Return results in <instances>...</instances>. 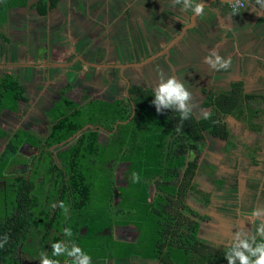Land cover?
Returning a JSON list of instances; mask_svg holds the SVG:
<instances>
[{
    "label": "crops",
    "instance_id": "crops-1",
    "mask_svg": "<svg viewBox=\"0 0 264 264\" xmlns=\"http://www.w3.org/2000/svg\"><path fill=\"white\" fill-rule=\"evenodd\" d=\"M10 1L15 3L7 8L0 27V81L15 79L23 87L18 100L13 99L11 91H2L0 156L9 144L18 148L7 161L0 160V186L7 176L28 171L37 151L36 140L50 133L63 97L78 107L122 98L125 82L115 65L158 53L193 14L191 9L183 11L182 5L171 6L169 0H59L44 12L40 11L44 0H24L22 4ZM5 3L0 0V5ZM232 13L225 2L213 1L205 6L204 15L195 17L194 25L167 56L156 57L142 68L144 76L152 75L157 83L158 73L163 72L196 87L235 79L264 95V11L254 0H247L237 14ZM213 48L222 57H231L228 71L217 72L204 63ZM132 72L128 68L125 74ZM119 165H124L119 182L126 184L122 174L128 163ZM252 170L260 172L261 177L242 175L241 183L235 177L236 185L224 186V191L217 193L218 201L227 205L214 213L223 219L224 239L241 225L255 231L251 212L264 207V163L263 170ZM250 217L255 221L249 223ZM114 227L119 240L133 242L138 236L131 225ZM201 231L200 227L199 235ZM92 260L162 264L140 256ZM64 264H71V258Z\"/></svg>",
    "mask_w": 264,
    "mask_h": 264
},
{
    "label": "trees",
    "instance_id": "trees-1",
    "mask_svg": "<svg viewBox=\"0 0 264 264\" xmlns=\"http://www.w3.org/2000/svg\"><path fill=\"white\" fill-rule=\"evenodd\" d=\"M23 2L19 0L20 4ZM58 2L44 0L40 11ZM14 3L6 0V6L0 5V27L7 8ZM22 87L15 79H2L0 105L2 91H11L13 99L18 100L22 98ZM130 92L136 95L132 101H98L97 106L78 107L69 98L61 99L50 133L36 140L39 153L32 156L36 162L30 177L21 174L7 177L15 185L14 192L19 198L15 195L11 212L0 215V238L8 237V243L0 248V264H20L19 252L35 257L38 264L40 253L47 252L49 258L64 264L69 257H52L50 246L66 240L63 235L66 227L72 231L70 242L91 259L140 256L162 264H227L225 244L199 235L205 215L193 206V199L199 195L207 204L209 194L193 184L195 164L187 160L185 153L195 148L204 130L213 132L225 127L222 116L229 112L226 105L231 104L227 100H232L233 94L228 93L221 101H207L214 106L210 118H196L192 114L183 121L182 130L177 131L179 114L173 110L157 113L151 103L152 90L133 87ZM131 104L135 114L126 123L117 125L108 143L101 144L97 130L87 129L67 147L49 149L87 123L111 129L118 120L130 117ZM239 108L238 115L243 112ZM17 148L9 144L0 160L7 161ZM53 158L61 161L54 162ZM119 161L128 163L124 173L126 184L122 185L116 183L114 175ZM133 173L139 174V182H133ZM150 185L154 193L148 197ZM61 200L68 206L67 215L59 207H53ZM1 201L0 190V208ZM117 224L135 227L136 240L117 239L113 235Z\"/></svg>",
    "mask_w": 264,
    "mask_h": 264
},
{
    "label": "flooded vegetation",
    "instance_id": "flooded-vegetation-1",
    "mask_svg": "<svg viewBox=\"0 0 264 264\" xmlns=\"http://www.w3.org/2000/svg\"><path fill=\"white\" fill-rule=\"evenodd\" d=\"M150 56L151 55L146 56L138 61H129L122 64L142 62ZM160 56L165 57L164 54ZM150 61L137 67L129 66L125 67L122 70L119 68L120 77L125 82V87L123 88L124 94L122 98H120L124 102L130 100L132 101V98H135V93L133 94L130 92V89L133 87H144L153 91V88L156 85V81L153 80V76H144V74L142 73V68L145 67L148 63H150ZM128 68L133 69V72L132 74L129 73L127 76L125 74V71ZM171 73H173V71H171ZM147 81L148 83L151 82L152 85L148 84ZM205 84H208V82L204 83V85L202 84L200 87H196L195 85H186V87H188V90L193 95L194 104L198 106V109L196 110L193 108V114L196 116V118L202 117V114L204 112L209 113L213 111L214 106L207 103V101H221V99H223L224 97L227 98L228 93L229 95L233 94L232 100H227V102H229L231 106L228 104L226 105V108H228L229 112L224 113L225 115L222 116L225 127L223 126V129L215 130L213 132L204 130L202 132L201 139L195 142V148L191 150L188 149V151L185 153V156L188 161H191L195 164L194 175L192 177L193 184L196 186V188L200 190L202 189L203 191L208 192L209 194V202L207 204H204L201 201L199 195H195V198L193 199V206H195L198 212L205 215V218L202 220L200 227H203L204 224H213L212 228L214 227V225L216 226L214 228L215 230H213L215 234L217 233L221 235V237L216 239H205L218 244H225L227 242V239H224L223 235L224 230H226L225 225L223 223V219L221 216L215 215L214 213L211 214V212H213L216 202L219 200L216 190H213V188L216 186L221 188H223L224 186H228V184H225L226 180H228L230 184L234 181V179H232L233 175L230 173L233 167H235V165H238L239 161H245V164H247V166L249 167H247L246 172H242L243 174L254 176L253 178L256 177V173L253 172L252 168L256 170V168L261 167V164L263 163L264 159V95L260 92V90L252 91V88L248 84H244L241 81L235 79H229L227 81H218L215 82L212 86ZM237 84H239L240 88ZM118 99L119 98H116L115 100ZM131 105L132 111L130 115L133 116L135 114V108L134 104ZM239 106L243 109V112L238 115L236 111L240 109ZM117 129L118 127H116L115 129L114 127H112L111 129L101 127V129L97 130L99 142L103 145L108 143ZM101 133H104L107 136L105 142L100 141ZM250 135L252 137L255 136L256 138L252 139V137H249ZM51 150L57 151L58 149L55 147ZM36 152L39 153L38 151ZM202 153H204V156L202 155ZM231 153L232 157L230 156ZM53 161L59 163L61 159L53 158ZM222 161L228 162V164H231L232 167L227 164L221 163ZM35 162L36 159H31L28 171L25 173H21V175L27 178L30 177V170L32 169ZM122 162L124 161H119L117 163L114 170V175L116 169L120 166L119 164H121ZM228 170L230 172H228ZM217 172L219 173V177L215 175ZM124 173L125 172L123 170V178H125ZM240 175L241 174L234 175V178L237 177L235 179L237 181L239 180V182L241 183L242 176L239 177ZM7 177L4 179L3 185L0 186V190L2 191L1 202L3 203H1L2 206L0 209H3L4 213L11 212V207H13V204H15V195H17V193L14 192L15 185L12 184L11 181H8ZM115 181L118 185H122L121 182L117 181L116 176ZM147 193L148 197H151L153 195V185H150L148 187ZM17 196L19 198V195ZM115 200L119 199H116L115 197ZM114 228L115 227H113V235L115 236ZM118 233H121V231L119 230ZM25 257L32 259L34 264H38V260L35 257L33 258L28 254H25L24 252H19L20 264H25L26 261L23 259Z\"/></svg>",
    "mask_w": 264,
    "mask_h": 264
},
{
    "label": "clouds",
    "instance_id": "clouds-1",
    "mask_svg": "<svg viewBox=\"0 0 264 264\" xmlns=\"http://www.w3.org/2000/svg\"><path fill=\"white\" fill-rule=\"evenodd\" d=\"M233 6V15L237 14L240 0H228ZM171 6L182 5V10L191 9L192 13L197 17H202L205 11L203 0H169ZM254 4L264 11V0H254ZM204 63L214 71H228L232 60L227 59L219 54L218 49L213 48L204 57ZM152 105L155 106L157 113L164 110H173L179 114L180 123L177 125V131L182 130L183 121L191 118L193 108L195 106L193 95L186 87V83L177 78L175 75L169 74L165 76L163 72L158 73L157 83L153 88ZM205 119L210 118L211 113L204 112ZM132 179L134 183L139 182L138 173H133ZM53 207H59L62 212L67 215L69 212L66 203L61 200L54 204ZM251 216L256 220L255 231L245 229L242 225L238 226L236 231L231 233L224 245V259L227 264H264V207H258L252 210ZM63 235L65 241H56L50 246L51 256L60 257L67 256L71 258V264H91V257L85 253L79 246L70 242L72 237L71 228H64ZM241 237H244L241 239ZM259 237V239H257ZM8 243V237L5 235L0 238V248ZM39 264H60L58 259L49 258L47 252H41Z\"/></svg>",
    "mask_w": 264,
    "mask_h": 264
},
{
    "label": "rangeland",
    "instance_id": "rangeland-1",
    "mask_svg": "<svg viewBox=\"0 0 264 264\" xmlns=\"http://www.w3.org/2000/svg\"><path fill=\"white\" fill-rule=\"evenodd\" d=\"M198 106L197 105H195V107H194V109L196 110V109H198L197 108ZM249 137H252L251 135L249 136ZM254 138H256L255 136H253L252 137V139H254ZM259 138H262V137H259ZM75 139V138H74ZM107 139V136H106V134H104V133H101V136H100V141H102V142H105V140ZM73 141V140H72ZM61 147V146H60ZM56 148H59V146L58 147H56ZM203 152V151H202ZM204 153H202V155H203ZM204 156V155H203ZM202 156V157H203ZM230 156L232 157V153L230 154ZM228 160V159H227ZM229 161V160H228ZM221 163H223V164H227V165H229L228 164V162H226V161H222ZM263 163H264V159H263ZM263 163L261 164V167H259V168H261V170H263ZM229 166H231L232 167V165L230 164ZM123 167H124V165H121V166H119L117 169H116V172H115V176H116V179L119 181L120 180V177H119V175H120V170L121 169H123ZM247 164H245V161H243V162H241V161H239V163H238V165H235V167H233V169H232V171H231V173L230 174H232L233 176H232V179H234V175H237V174H241L239 177H241L242 176V174L244 173V172H246L247 170ZM249 168V167H248ZM242 169V170H241ZM251 169V168H250ZM241 170V171H240ZM240 171V172H239ZM256 171H259V170H256ZM228 172H230L229 170H228ZM243 172V173H242ZM217 177H219V173L217 172L216 174H215ZM244 176H249V175H245V174H243ZM255 176H260L261 177V174H260V172H257L256 174H255ZM219 179V178H218ZM246 179V178H245ZM244 180V179H243ZM256 181L257 180H259V179H255ZM225 184H228V188H231V186H233V185H236V181L234 180L231 184H230V182L228 181V180H226V182H225ZM214 185V184H213ZM213 190H216V193H218V192H220L221 193V191H224V189L223 188H221V187H214L213 188ZM228 206H229V204H228ZM215 208L213 209V212H211V214H213V213H215V209H216V212L218 213V212H220V210H224V208L225 207H227V205L226 204H224L223 202H221V200L220 201H218V203H216L215 204V206H214ZM4 213V210L3 209H0V214L1 213ZM233 219H237V218H233ZM251 221L253 222V221H255L254 219H252L251 217H250V219H249V223H251ZM255 223H256V221H255ZM201 229H202V231H201V233L202 234H200L203 238L204 237H206L207 239H211V238H219V237H221V235H219V234H215V232L213 231V228H212V224L211 225H205L204 224V226L203 227H201ZM26 262H25V264H34V262L32 261V259H30V258H28V257H25V258H23ZM107 262L106 261H104V260H92L91 259V264H106Z\"/></svg>",
    "mask_w": 264,
    "mask_h": 264
},
{
    "label": "water",
    "instance_id": "water-1",
    "mask_svg": "<svg viewBox=\"0 0 264 264\" xmlns=\"http://www.w3.org/2000/svg\"><path fill=\"white\" fill-rule=\"evenodd\" d=\"M213 1H221V2H225V3H229L228 0H206V1H203V2L205 4V6H209L211 4V2H213ZM195 17L196 16L194 14H192L191 17H190V22L186 23L185 25H183L181 27L180 31L172 39H170V41L165 45V47L162 48V50H160L158 53L151 55L150 57H148L147 59H145L142 62H132V63H129V64L128 63L127 64H118V65H115V66H117L118 68H120L122 70L125 67H129V66H133V67L134 66L135 67L141 66L144 63H146V62H148V61H150V60H152V59H154V58H156V57H158L160 55H163V54L165 56H167L170 48H172L178 42V40H180L183 37L185 32L194 25ZM90 64L93 65V66H109L107 64H95V63H90ZM130 118H131V115L126 120H118L113 125L114 129L117 127L118 124L126 123L127 121H129ZM87 129L95 130V129H101V127H99L98 125H93L91 123H87V124L83 125L80 129H78L75 133H73L68 138H66L65 140H63V141H61V142H59L57 144L52 145V147H50V150L52 148H55V147L59 146V145H63L65 143H68V142L72 141L74 138H76L78 135H80L82 132L86 131Z\"/></svg>",
    "mask_w": 264,
    "mask_h": 264
},
{
    "label": "built area",
    "instance_id": "built-area-1",
    "mask_svg": "<svg viewBox=\"0 0 264 264\" xmlns=\"http://www.w3.org/2000/svg\"><path fill=\"white\" fill-rule=\"evenodd\" d=\"M246 3H247V0H240V5H238L237 7L240 9V8L244 7L246 5ZM228 5L233 10L232 4L231 3H228Z\"/></svg>",
    "mask_w": 264,
    "mask_h": 264
}]
</instances>
